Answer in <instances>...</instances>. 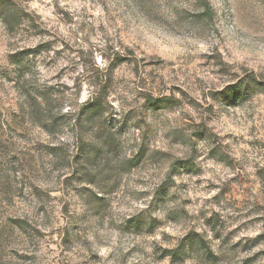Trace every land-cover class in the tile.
Segmentation results:
<instances>
[{"label": "rangeland", "instance_id": "rangeland-1", "mask_svg": "<svg viewBox=\"0 0 264 264\" xmlns=\"http://www.w3.org/2000/svg\"><path fill=\"white\" fill-rule=\"evenodd\" d=\"M0 264H264V0H0Z\"/></svg>", "mask_w": 264, "mask_h": 264}]
</instances>
